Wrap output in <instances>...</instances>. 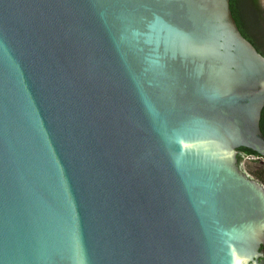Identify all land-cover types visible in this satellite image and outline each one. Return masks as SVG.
<instances>
[{
  "label": "water",
  "instance_id": "95a60500",
  "mask_svg": "<svg viewBox=\"0 0 264 264\" xmlns=\"http://www.w3.org/2000/svg\"><path fill=\"white\" fill-rule=\"evenodd\" d=\"M263 106L229 0H0V264H264Z\"/></svg>",
  "mask_w": 264,
  "mask_h": 264
},
{
  "label": "flooded vegetation",
  "instance_id": "af4514ba",
  "mask_svg": "<svg viewBox=\"0 0 264 264\" xmlns=\"http://www.w3.org/2000/svg\"><path fill=\"white\" fill-rule=\"evenodd\" d=\"M240 7H241V11H243V14H245L246 16V20L249 19H253V21L255 20L252 12H249L247 10V6L244 3V1L240 2ZM243 9V10H242ZM258 26V25H257ZM258 28H260L262 30V25L261 27L258 26ZM259 30V29H258ZM257 30V27H251L250 25H248V29L247 31L252 34L255 35L257 33H259ZM260 129L264 134V106L261 110V117H260ZM236 150V158L237 161L240 162L241 169L243 171V173L248 177L249 180L254 181L255 183L258 184V186L260 187V189L264 190V156H262L261 154L257 153L256 151L245 147V146H237L235 148ZM249 150L254 151L255 153H251ZM246 160V159H252L253 163L257 164V168L254 170H250V169H246L242 163L241 160ZM262 248V246H261Z\"/></svg>",
  "mask_w": 264,
  "mask_h": 264
},
{
  "label": "trees",
  "instance_id": "16d2710c",
  "mask_svg": "<svg viewBox=\"0 0 264 264\" xmlns=\"http://www.w3.org/2000/svg\"><path fill=\"white\" fill-rule=\"evenodd\" d=\"M244 1V3L247 6V10L249 12H255V14L253 15L254 17V21L253 19H249L246 20V16L245 14H243V11H241V7H240V2ZM230 2V8L233 14V17L235 18V21L238 25L239 30L241 31V33L249 40L253 43V45L256 47V49L262 53L264 55V32L258 28V22L263 23L264 22V16L261 15L260 13V7L258 4V0H229ZM248 25H250L251 27H257V30L259 33L252 35L250 34L247 29H248ZM258 25V26H257ZM251 153H255L252 150H249Z\"/></svg>",
  "mask_w": 264,
  "mask_h": 264
},
{
  "label": "rangeland",
  "instance_id": "374dc122",
  "mask_svg": "<svg viewBox=\"0 0 264 264\" xmlns=\"http://www.w3.org/2000/svg\"><path fill=\"white\" fill-rule=\"evenodd\" d=\"M258 4H259V7H260V13L262 16H264V0H258ZM255 12L252 11V15H254ZM258 25L259 27H261L262 25V31L264 32V22L260 24V22H258ZM241 162L243 164V166L248 170H254L257 168V164L253 163V160L252 159H246V160H241ZM237 166L240 168L242 165H240V162L237 161Z\"/></svg>",
  "mask_w": 264,
  "mask_h": 264
}]
</instances>
